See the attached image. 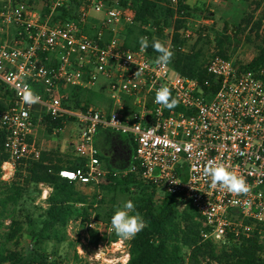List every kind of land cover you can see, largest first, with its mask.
I'll return each instance as SVG.
<instances>
[{
  "label": "built area",
  "instance_id": "built-area-1",
  "mask_svg": "<svg viewBox=\"0 0 264 264\" xmlns=\"http://www.w3.org/2000/svg\"><path fill=\"white\" fill-rule=\"evenodd\" d=\"M65 1H48V13L42 16L26 0H0V104H4L0 131L8 154L1 165V181H10L18 165L40 158L35 137L45 118L62 124L72 121L82 126L73 142L82 165L60 169V177L99 185L107 170L96 157L93 140L98 129H107L128 136L134 144L129 168L112 175L138 173L144 182L173 197L178 208L189 204L198 215L203 240L225 244L230 237L248 238L264 226V69H241L231 58L214 55L204 67L216 90L206 91L169 65H156L140 45L124 47L123 28L133 23L125 7L129 3L79 0L74 19L50 23ZM164 4L175 10L178 0ZM181 37L188 41L193 33L185 29ZM166 46L172 47L171 37ZM180 51L186 52L183 47ZM139 66L142 75L135 78ZM98 76L108 80L110 107L84 103L74 107L71 92L91 89ZM25 84L40 95L39 103L22 102ZM162 85L178 101L174 109L154 102ZM209 160L242 175L250 191L233 195L212 189L210 177L203 175ZM89 230L97 232L99 248L122 243L120 238L111 241L114 231L102 221L92 219L85 226L87 239ZM76 249L80 257L81 245Z\"/></svg>",
  "mask_w": 264,
  "mask_h": 264
},
{
  "label": "trees",
  "instance_id": "trees-1",
  "mask_svg": "<svg viewBox=\"0 0 264 264\" xmlns=\"http://www.w3.org/2000/svg\"><path fill=\"white\" fill-rule=\"evenodd\" d=\"M33 5V0H26ZM243 5L247 0H233ZM166 0H123L125 6L133 17L132 25H127L122 38L124 47L133 48L139 46L140 37H147L150 45L155 39L162 37V28L167 26V21L174 16V10L164 4ZM179 0V10L186 11L188 7ZM79 0H66L64 4L55 9L50 23L57 20H72L76 16ZM237 13L240 9L237 8ZM48 13L47 7L42 10V16ZM234 15L231 24L226 21L221 23V30L216 32L214 44L216 52L213 56L229 59V48L232 35L243 32L251 23V16L243 14L238 18ZM264 16L257 19L251 32H256L261 45L257 54L243 68L264 69ZM182 27V21L177 20L172 35V47L174 55L168 64L178 75L195 79L206 91L214 92L216 86L212 77L206 72L203 51L197 44L188 52L180 51L184 41L178 31ZM228 27L233 32L228 34ZM259 31L262 34H258ZM202 40V39H201ZM148 55L156 59L158 53L151 46L147 49ZM205 82L209 85L206 86ZM2 90V86H0ZM90 90L76 89L71 92V100L74 107L80 103L89 105L86 94ZM11 95L5 93V97ZM180 110V109H178ZM49 131L61 129L60 120L51 121L44 119ZM5 135L0 131V264H54L50 261L44 250L35 249L30 253H23L9 248V244L17 246L24 227L34 240L35 246L45 243H63L66 241L65 228L70 221L79 220L85 227L93 215L94 220L111 225L112 211L103 217L101 212L102 199L94 195L91 200L76 188V183L60 177L62 168L75 169L82 165L81 159L68 166H62L60 160H54L45 152H41L40 158L27 164L16 167L13 178L1 181V165L8 159L4 149ZM131 140V139H130ZM134 148V144H133ZM96 157L105 161V156L97 152ZM107 163V161H105ZM132 163V160H131ZM130 163V164H131ZM130 166V165H129ZM110 167L105 165L107 174L101 179L99 186L111 191H119L128 195L146 223V227L135 238L128 240V259L125 264H264V228L257 227L248 238L240 237L237 240L229 238L226 244L217 245L201 237L202 227L198 221L197 213L186 204L178 208L176 200L168 194L158 195L157 188L144 182L138 173H128L125 176L114 177L115 171H123L129 168ZM40 186L49 188L47 197L43 200L44 207L36 208L37 215L27 212L23 216L19 210L20 204L25 208L26 198L31 202V195H40ZM20 218H23L22 220ZM9 223L5 225V221ZM89 242L96 246L99 242L97 232L88 231ZM119 239L113 232L111 241Z\"/></svg>",
  "mask_w": 264,
  "mask_h": 264
},
{
  "label": "rangeland",
  "instance_id": "rangeland-1",
  "mask_svg": "<svg viewBox=\"0 0 264 264\" xmlns=\"http://www.w3.org/2000/svg\"><path fill=\"white\" fill-rule=\"evenodd\" d=\"M48 1L53 0H33V6L42 14V10L44 7H47ZM183 4L188 7V10L180 11L178 0L174 16L170 17L167 21L168 25L162 28V37L160 39L162 43L166 45L170 37L172 40L174 27L177 20H180L182 21V27L178 31L180 38L183 40L181 32L185 29H189L193 33V37L190 40H183L184 45L182 47L188 52L200 40L198 48L202 49L203 59L207 62L216 52L214 37L216 32L221 30V23L226 21L231 24L234 15L238 14V18H240L243 14H246L252 17L251 23L243 32L232 35L228 54L236 66L247 64L257 54L261 41L256 37V32H251L250 29L253 28L257 19L264 16V0H247L243 5H239L238 2L233 0H184ZM237 8L240 9L239 13L236 11ZM232 33L231 27H228V34L231 36ZM258 34L261 35L262 32L259 31ZM104 37L108 39L109 35L105 33ZM89 90L90 92L86 94V98L90 105L105 109L110 107L108 80L102 76H98ZM3 105L1 103L0 107H3ZM81 131L82 126L77 122L66 121L61 129L51 131H49L45 123V125L36 129L35 138L41 152H45L54 160H60L62 166H68L78 160L75 155L73 142L76 141ZM116 137V134L108 132L107 139H116ZM105 159V161L109 162V158L105 157ZM101 164L107 170L105 162L101 161ZM127 165L128 159H123L120 161L117 169L124 166L127 167ZM76 188L83 195L87 196L88 200H91L94 195H98L103 200L100 206L103 217H106V214L110 211L114 214L116 207L128 200L127 194L111 191L109 188L103 189L99 185L76 184ZM39 189L40 195H31V199H34V202L26 198L25 208L28 210H23L24 205L20 204L19 210L22 211V216L27 212L37 215L39 211L36 208L45 206L43 200L45 199L44 195L47 197L45 193L47 188L40 186ZM261 191L264 194V186L261 188ZM157 193L158 195L162 194L160 190H157ZM93 218V215L90 216V220ZM20 219L22 220L23 218ZM8 223L9 221L6 220L5 225ZM84 228L80 225L79 220L70 221L65 228V242H49L36 247L34 240L26 231V227H24L17 246L9 244V248L23 253H30L35 249L44 250L48 254L49 260L54 261V264H123L126 261L128 240H122V243H117L115 246L108 244L99 248L97 245H92L89 239L85 238ZM261 228H264V226ZM78 244L81 245L82 250L80 257L76 249Z\"/></svg>",
  "mask_w": 264,
  "mask_h": 264
},
{
  "label": "clouds",
  "instance_id": "clouds-1",
  "mask_svg": "<svg viewBox=\"0 0 264 264\" xmlns=\"http://www.w3.org/2000/svg\"><path fill=\"white\" fill-rule=\"evenodd\" d=\"M139 44L141 52L151 46L158 53L154 61L156 65L166 66L171 62L174 53L160 40L155 39L150 45L147 37H140ZM127 58L132 61L131 57L127 56ZM142 71L143 68L139 66V70L135 73V78L142 75ZM20 97L22 102L28 106L35 105L41 101L40 95L27 84L20 91ZM154 102L169 110L174 109L178 103L172 97L170 88L163 85L156 90ZM203 175L210 177V187L212 189L226 190L233 195H246L250 191L246 179L242 175L230 171L222 163H217L213 160L207 161L203 167ZM145 227L144 218L136 211V205L132 200H126L120 206H117L111 217V228L121 240L135 238Z\"/></svg>",
  "mask_w": 264,
  "mask_h": 264
},
{
  "label": "crops",
  "instance_id": "crops-1",
  "mask_svg": "<svg viewBox=\"0 0 264 264\" xmlns=\"http://www.w3.org/2000/svg\"><path fill=\"white\" fill-rule=\"evenodd\" d=\"M108 132L116 134V139H107ZM93 144L97 152L103 154L109 158V162H105V165L117 167L120 165V161L128 159V165H130L133 154V142L126 135L118 134L107 129H98L95 133ZM47 188V187H46ZM47 188L46 195L49 193ZM46 198V196H44Z\"/></svg>",
  "mask_w": 264,
  "mask_h": 264
},
{
  "label": "bare ground",
  "instance_id": "bare-ground-1",
  "mask_svg": "<svg viewBox=\"0 0 264 264\" xmlns=\"http://www.w3.org/2000/svg\"><path fill=\"white\" fill-rule=\"evenodd\" d=\"M46 193V192H45ZM45 196V195H44Z\"/></svg>",
  "mask_w": 264,
  "mask_h": 264
}]
</instances>
